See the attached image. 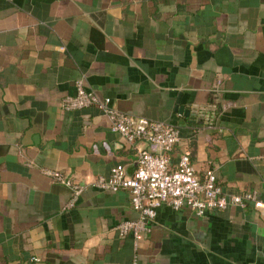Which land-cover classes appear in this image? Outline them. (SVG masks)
Returning <instances> with one entry per match:
<instances>
[{
	"label": "crops",
	"instance_id": "crops-1",
	"mask_svg": "<svg viewBox=\"0 0 264 264\" xmlns=\"http://www.w3.org/2000/svg\"><path fill=\"white\" fill-rule=\"evenodd\" d=\"M80 77L117 109L176 125L172 165L188 152L224 194L264 204V0H0V264H264L251 201L202 216L163 205L138 250L117 234L137 216L129 191L89 184L116 164L133 174L146 144L94 105L62 109ZM45 171L86 184L74 207Z\"/></svg>",
	"mask_w": 264,
	"mask_h": 264
},
{
	"label": "built area",
	"instance_id": "built-area-1",
	"mask_svg": "<svg viewBox=\"0 0 264 264\" xmlns=\"http://www.w3.org/2000/svg\"><path fill=\"white\" fill-rule=\"evenodd\" d=\"M75 93L66 95L61 102L63 110L96 106L110 120L111 131L121 135L129 144L142 141L146 146L136 153V168L128 175L123 164L111 167L108 175L98 176L89 185L100 191L115 192L127 189L130 203L137 216L126 219L114 227L120 237L132 236L135 250L141 235L149 233L157 210L167 205L174 210L190 208L202 216L209 211L224 210L231 206L244 207L247 202L263 208V202L254 191L243 194H224L213 168L197 174L188 152H183L172 165L170 154L180 140V129L170 123L125 113L111 103L110 97H100L86 87L82 77L74 81ZM264 161V155L259 156ZM55 183L70 189V196L63 206H75L86 184L60 171H45ZM32 261H38L32 257Z\"/></svg>",
	"mask_w": 264,
	"mask_h": 264
},
{
	"label": "water",
	"instance_id": "water-1",
	"mask_svg": "<svg viewBox=\"0 0 264 264\" xmlns=\"http://www.w3.org/2000/svg\"><path fill=\"white\" fill-rule=\"evenodd\" d=\"M179 113H184L185 116L190 117L192 120L199 119L204 120L209 118V113L211 111L210 108H207L206 106H201L198 110H192L190 108H184V106L178 107ZM136 168V163H135ZM132 175V174H129Z\"/></svg>",
	"mask_w": 264,
	"mask_h": 264
}]
</instances>
